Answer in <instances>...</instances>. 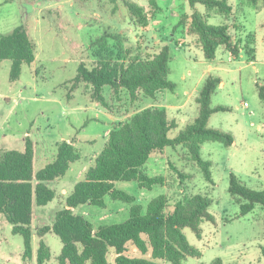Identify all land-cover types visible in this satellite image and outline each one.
Returning <instances> with one entry per match:
<instances>
[{
    "label": "rangeland",
    "instance_id": "1",
    "mask_svg": "<svg viewBox=\"0 0 264 264\" xmlns=\"http://www.w3.org/2000/svg\"><path fill=\"white\" fill-rule=\"evenodd\" d=\"M124 1L0 0V35L23 25L36 47L34 62L22 66L17 80L9 79L10 61L0 60V149L22 150L24 138L29 135L37 150L35 170L55 158L56 145L62 140L73 142L81 155L64 176L47 183L55 191L54 198L46 205L33 207L34 252L39 240L37 229L52 224L55 212L65 206V198L75 182L93 165L114 125L143 108L159 105L177 123V128L169 132L173 137L195 118L198 91L208 75H215L224 81V86L212 94L210 103L229 109L213 113L209 125L234 134L235 144L225 146L217 141L202 144L201 156L211 162L213 183L205 181L198 168L188 160L186 150L178 146L154 152L145 164L149 175L166 176L170 188L154 186L147 190L139 188L134 181L121 180L115 184L133 194L143 205L167 189L172 199L196 193L212 199L209 212L215 221L201 223V236L197 237L190 228L183 229L189 243L201 253L199 258L187 256L184 264H212L215 258H221L225 264H264V209L256 204L251 212L237 217L239 205L228 192L230 173L253 189L264 186V101L258 97L257 89L264 81V0H260L258 6L248 0H228L240 40L249 34L253 36L252 62L244 51L241 56L229 59L223 46L217 47L213 59H206L199 47L187 46L188 42L180 39L176 41L180 47L174 42L169 44L168 79L175 83L174 91L159 92L155 100L143 94L134 100L126 91L113 94L105 87L104 94L111 106L108 110L91 99L88 85L71 89L70 80L75 76L79 62L89 67L96 65L94 53L98 47L93 42L97 38L107 37L100 46L102 53L112 49L118 41L114 35H119L123 47L139 46L142 53L153 54L168 43V32L182 37L181 33L186 29L179 26L178 21L181 15H190L194 9L209 13V24L225 22L217 9H207L200 3L193 9L187 0H157L159 7L156 10L149 5L143 6L150 20L147 26L141 27L130 16ZM133 1L142 3L146 0ZM160 16L168 20L162 27L158 25ZM208 64L219 65L222 70L214 69L202 76ZM185 92L190 93L186 94L188 102L185 108L176 110L172 106L182 104ZM244 102L248 106H244ZM250 110L255 113L251 115ZM43 154L47 161L39 159ZM172 164L190 173L192 178H178ZM128 208V204L107 196L104 207L84 204L74 211L97 227L124 220ZM43 237L51 251L46 264H58L56 257L61 250V240L52 232ZM22 251V236L13 234L11 225L0 215V264H36L34 257L23 259ZM129 253L137 254L132 249ZM112 259L110 253L109 260Z\"/></svg>",
    "mask_w": 264,
    "mask_h": 264
},
{
    "label": "trees",
    "instance_id": "2",
    "mask_svg": "<svg viewBox=\"0 0 264 264\" xmlns=\"http://www.w3.org/2000/svg\"><path fill=\"white\" fill-rule=\"evenodd\" d=\"M147 1L151 9H158L157 0ZM187 1L193 9L197 3L207 9H217L225 19L222 24L212 25L208 23L209 13L194 9L190 15H181L178 21L188 34L196 35L206 59L214 58L218 46H223L234 58L243 50L249 61L254 59L253 36L249 34L240 40L231 30L235 24L230 20L232 7L228 0ZM248 1L258 6L260 0ZM124 3L130 16L141 27L148 25L150 16L143 6L133 0H125ZM114 38L119 44L115 42L112 49L104 53L100 46L107 37L101 36L93 42L98 47L94 53L97 63L89 67L79 62L77 72L70 80L71 89L81 84L88 85L91 99L108 110L111 106L104 94L105 87H109L113 94L126 91L134 100L140 94L155 100L159 92L174 91L175 83L168 79V44L148 54L142 53L139 46L123 47L119 35H114ZM35 55V43L23 25L0 35V60L10 61L11 81L19 79L22 66L33 63ZM219 84L218 76L205 78L196 97V117L173 137L169 132L177 128V123L159 105L143 108L114 125L93 165L82 179L75 182L65 198V206L55 212L52 224L37 229L39 240L35 252L32 246L33 207L46 205L54 198L55 191L47 183L64 176L71 164L80 159V152L73 142L62 140L56 145L55 158L35 170V143L29 135L24 138L22 150L0 149V215L11 225L13 234L22 236V258L30 260L34 257L36 264H46L50 260V247L43 239L47 232L54 233L61 240V250L56 257L58 264H184L187 256L199 258L201 253L189 243L183 229L190 228L200 237L201 223L215 221L209 212L212 204L209 196L196 193L172 199L167 189L143 205L133 194L117 188L115 182L134 181L139 188L147 190L154 186L170 188L166 176L149 175L145 164L154 152L180 146L186 150L188 160L198 168L205 181L213 183L211 162L202 158L201 146L209 141L230 146L234 141L229 132L209 125L213 113L229 109L210 103ZM257 89L258 97L264 101V81L257 85ZM171 166L181 180L192 178L190 173L173 164ZM228 192L239 205L237 217L251 212L256 204L264 209V186L253 189L230 173ZM107 196L129 205L128 216L124 220L94 227L89 219L74 211L84 204L104 207ZM130 249L137 254H130ZM110 253L113 254L112 261L109 260ZM212 264L225 263L221 258H215Z\"/></svg>",
    "mask_w": 264,
    "mask_h": 264
},
{
    "label": "crops",
    "instance_id": "3",
    "mask_svg": "<svg viewBox=\"0 0 264 264\" xmlns=\"http://www.w3.org/2000/svg\"><path fill=\"white\" fill-rule=\"evenodd\" d=\"M136 3H138L139 5H141V6H145V5H148V1L146 0L145 2H136ZM202 13V12H201ZM158 16H159V14H158ZM232 20V22H233V24H235V27L234 28H231V30H232V32H233V34H234V31H235V34H234V36H236L237 37V39L240 37V36H238L237 34H236V31L238 30V28H237V25H236V23H235V18H231ZM166 21H168V20H163L162 18H161V16H160V18H159V20H158V25L160 26V27H162L163 25H162V23L163 22H166ZM168 34H169V38H168V45L170 44V43H172V42H174L175 44H176V41H178V40H180V39H182V41H185V42H188V44H187V46H195V47H199L200 48V46L198 45V42H197V37H196V35H194V34H187L186 32L185 33H181V38H177V36H176V33H172V32H168ZM165 45V44H164ZM181 45H177L176 44V47H180ZM183 47V46H182ZM201 49V48H200ZM242 52H243V50H240V52H239V55L238 56H241V54H242ZM229 53V52H228ZM35 58H36V55H35ZM231 58H234V57H232L231 56V54L229 53V59H231ZM237 58V57H236ZM251 62H252V60H251ZM214 69H218V70H222V68H221V66H219V65H214V64H208L207 65V68L206 69H204L203 70V74H202V76L204 75V73L205 72H209V71H211V70H214ZM220 78V77H219ZM201 79V76L198 78V80H200ZM224 86V81L222 80V79H220V84H219V86H218V88H222ZM217 88V89H218ZM188 92H185V95L187 94ZM189 95H190V93H188ZM188 99H189V96L187 97V95H186V98L184 99V101L182 102V104L181 105H177V106H175V105H173L172 107H174L176 110H179L180 108H185V105H186V103L188 102ZM244 104V103H243ZM245 106V105H244ZM246 106H248V105H246ZM183 109H181L180 110V112L182 111ZM251 112H249V113H251V115H253L254 113H255V111H253V110H250ZM181 115H183V113L181 114ZM196 117V116H195ZM253 123H251V125H252ZM260 128V126H258V129ZM232 136H233V138H234V141H233V143H232V145L233 144H235V137H234V134H232ZM35 153H34V162L35 161H37V155H36V153H37V150H36V148H35ZM39 159H41L42 161H47L46 159H47V156L46 155H41V157H39ZM43 239H44V237H43Z\"/></svg>",
    "mask_w": 264,
    "mask_h": 264
},
{
    "label": "built area",
    "instance_id": "4",
    "mask_svg": "<svg viewBox=\"0 0 264 264\" xmlns=\"http://www.w3.org/2000/svg\"><path fill=\"white\" fill-rule=\"evenodd\" d=\"M244 105L246 106V105H247V103H246V102H244Z\"/></svg>",
    "mask_w": 264,
    "mask_h": 264
}]
</instances>
